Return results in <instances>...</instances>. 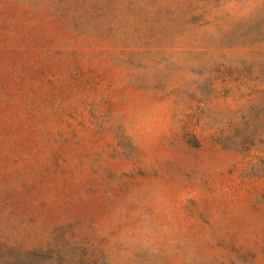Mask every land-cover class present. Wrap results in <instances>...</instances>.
I'll list each match as a JSON object with an SVG mask.
<instances>
[{
	"label": "rangeland",
	"instance_id": "1",
	"mask_svg": "<svg viewBox=\"0 0 264 264\" xmlns=\"http://www.w3.org/2000/svg\"><path fill=\"white\" fill-rule=\"evenodd\" d=\"M0 264H264V0H0Z\"/></svg>",
	"mask_w": 264,
	"mask_h": 264
}]
</instances>
